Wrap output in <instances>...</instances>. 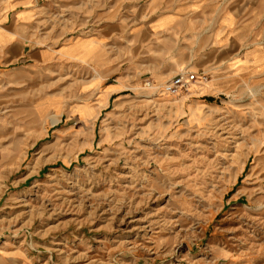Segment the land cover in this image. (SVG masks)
<instances>
[{"label":"rangeland","instance_id":"rangeland-1","mask_svg":"<svg viewBox=\"0 0 264 264\" xmlns=\"http://www.w3.org/2000/svg\"><path fill=\"white\" fill-rule=\"evenodd\" d=\"M117 3L109 0L84 29L82 14L75 26L67 24L70 13L60 27L38 25L68 7L64 0H14L0 25V37L18 42L0 48V120L8 121L0 130V252H23L27 262L15 264H264V225L244 216L249 197L264 203V146L254 149L253 140L228 130L234 118L248 129L252 114L242 123L235 109L225 115L228 97L209 87L186 96L184 107L167 103L176 75L169 79L172 66L152 53L165 50L155 38L169 27L156 22L172 13L144 19V0L118 14L110 11ZM72 94L79 99L70 101ZM85 103L96 107L94 116H82ZM54 113L60 120L51 123ZM181 156L196 167L175 179L203 173L195 191L168 187L166 161ZM218 249L236 259L218 260ZM82 253L88 259H75Z\"/></svg>","mask_w":264,"mask_h":264},{"label":"clouds","instance_id":"clouds-1","mask_svg":"<svg viewBox=\"0 0 264 264\" xmlns=\"http://www.w3.org/2000/svg\"><path fill=\"white\" fill-rule=\"evenodd\" d=\"M13 2L14 0H0V25L6 23ZM15 2L17 5H21L25 3V0H15ZM35 2L36 0H27V3L33 6H35ZM64 2L69 6L61 8L58 15L48 16L45 20L38 21V25L46 26L51 23L53 28L60 27L65 24L62 17L70 13L72 19L68 20L67 24L75 26L74 22L79 20L82 14L85 20L82 22L81 28L87 29L89 23H96L93 21L94 14L98 10L106 9L109 4V0H64ZM138 2L139 0H118L116 8L110 11L118 14L119 9L124 4ZM144 2L148 4L150 9L144 19H147L154 12L172 13L174 16L172 26L167 30V34L155 38V42L164 46L165 50L152 53L162 58L163 64L161 66L169 64L172 66L168 78L171 79L174 75H180L184 86L187 87L191 83L192 77H197L202 86L215 88L217 92H222L228 97L225 115H230L231 110L235 109L240 113L239 119L242 123L244 119H247L249 113L252 114V125L248 129L241 128L234 118L230 122L231 127L228 130L230 132L239 130L247 139L253 140L252 147L254 149L258 150V145L264 146V131L258 137L249 135L253 127L264 129V124L256 123L257 117L264 118V92L259 91V89L264 88V0H144ZM77 3L78 6H72ZM131 12L135 15L136 9L132 8ZM197 13H199L198 16ZM37 15H43V12H37ZM104 18L107 17L101 16L98 17V20ZM226 19L228 24L224 23ZM35 31L38 32L39 27ZM237 48L239 51L233 56V52ZM241 57L243 58L241 61L243 68L237 66V70L233 71L232 64ZM218 58L220 59L218 60ZM197 65L201 66L203 74ZM69 70L80 72L78 68H70ZM241 71L247 74V79L241 76ZM237 80L239 83H236ZM3 91L5 88L0 86V92ZM175 95L177 93H173V96ZM188 95L191 97L192 93L189 92ZM68 99L75 101L79 97L72 94ZM247 100L251 101L247 107H237L238 102L245 103ZM195 102L193 101V103ZM212 123L217 122L213 121ZM228 123L226 122V125ZM7 126L8 121L6 119L0 120V130ZM166 162L171 169L168 173L169 189L177 184H183L186 188L196 190L194 186L203 173L198 171L195 176H190L186 180L175 179L182 172L190 173L192 168L196 167L195 163L193 165L185 164L183 156L174 159L169 158ZM3 172L4 168L0 167V173ZM2 178L0 176V179ZM259 191L264 192V188L259 189ZM130 199L131 197H129ZM123 200L124 195L120 194L118 203H122ZM249 200L250 204L246 206L244 216L250 220H257L264 225V220L259 219L260 214H264V203H252L251 197ZM249 213H253V215H249ZM241 218L243 219V217ZM30 224L31 222L26 228L30 227ZM29 235L31 234L29 233ZM187 237L194 238L192 232L187 233ZM25 242L27 243V239ZM238 243H245V241L240 240ZM28 247L35 248L36 245L28 244ZM130 251L135 256V246ZM143 251L148 253L152 250L143 248ZM217 251L218 260L236 259L230 251L224 249ZM17 258H23L27 262V257L23 252H0V264H6L9 259L15 264ZM75 259L86 260L88 259L87 253H82ZM63 264H68V260H64Z\"/></svg>","mask_w":264,"mask_h":264},{"label":"bare ground","instance_id":"bare-ground-1","mask_svg":"<svg viewBox=\"0 0 264 264\" xmlns=\"http://www.w3.org/2000/svg\"><path fill=\"white\" fill-rule=\"evenodd\" d=\"M0 33H1V29H0ZM69 49L70 48L67 47V50H69ZM61 54H65V53L61 52ZM202 87L204 88V87H207V86H202L200 84L199 80L196 79V80L192 81L189 84V86L186 89L185 93H181V94L179 93V94H177L175 96L168 95V97H164V99H165V101H167V103H169L173 107L178 106L179 108H181V107H184L185 97L189 96L188 93L191 92L193 94V93L197 92L198 88H202ZM103 100H101V101H103ZM181 101H183V102L181 103ZM48 105L49 104L45 103V104L41 105V107L46 108V107H48ZM79 108H81L82 116L91 117V116H94V114H95V109L94 108H96V107L94 105L89 104V103H85V104L81 105ZM49 119H50L51 123H56V122H58L60 120V114L59 113H54L53 115H51V117Z\"/></svg>","mask_w":264,"mask_h":264},{"label":"built area","instance_id":"built-area-1","mask_svg":"<svg viewBox=\"0 0 264 264\" xmlns=\"http://www.w3.org/2000/svg\"><path fill=\"white\" fill-rule=\"evenodd\" d=\"M196 78L192 77L191 82L194 81ZM189 86V85H188ZM184 86L182 82V77L180 75H176L166 86V89L171 92V93H177L180 92L182 89H187L188 88Z\"/></svg>","mask_w":264,"mask_h":264},{"label":"crops","instance_id":"crops-1","mask_svg":"<svg viewBox=\"0 0 264 264\" xmlns=\"http://www.w3.org/2000/svg\"><path fill=\"white\" fill-rule=\"evenodd\" d=\"M170 18L168 20H166L163 24L158 23V21L156 22V26H162V27H166V28H170L172 26V21H173V14H169ZM9 39H5V36L3 35L2 37H0V48H3L7 43H11V45L17 46L18 42L17 40L13 39L8 41ZM13 42V43H12Z\"/></svg>","mask_w":264,"mask_h":264}]
</instances>
